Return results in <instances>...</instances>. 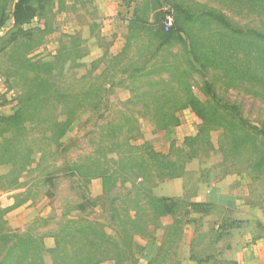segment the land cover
<instances>
[{"label":"rangeland","instance_id":"obj_1","mask_svg":"<svg viewBox=\"0 0 264 264\" xmlns=\"http://www.w3.org/2000/svg\"><path fill=\"white\" fill-rule=\"evenodd\" d=\"M238 1L30 0L34 16L20 29L14 26L13 17L18 0H0V13L5 16L0 30V117L13 116L27 99L25 94L43 92L71 100V106L59 111L74 117L61 144L48 152V129L33 122V118L28 119L29 138L23 143L16 142L10 129L0 124L1 249L13 244L12 240L5 244L1 237H12L17 232L43 238L46 247L53 248L61 224L85 216L111 233V217L135 208L133 202L143 195L141 188L154 193L172 182L161 181L154 172L147 177L141 168L132 174L121 171L127 166L120 165L119 151L109 152L105 137L111 129H133V137L138 138L133 144L139 147L134 150L137 159L143 155L144 142H151L156 152L168 157L166 163L174 166L176 179H183L188 189L185 199H179L173 219L155 218L145 202L142 207L150 216V225L135 235L132 261L123 257L118 264L184 263L179 241L189 189L195 179L193 171L201 173V180H206L208 174H213L215 180L241 177L249 194L247 200L257 207L264 230V137L254 130L264 129V84L254 77V64L248 65L249 69L241 66V62L247 65V60L255 57L246 59L239 50L232 56L216 46V59L209 56L205 61L207 73L203 74L193 62V35L209 41L218 31L214 25L200 32L195 29L199 27L193 26L196 12L222 11L237 28H264V20L246 14ZM178 16L184 25V38L188 39V52L178 44L160 51L156 39L149 35L158 30L170 33L172 29H166L168 19L175 23ZM254 38L251 36V40ZM196 49L206 57L205 50L197 45ZM209 50H213L211 45ZM125 65L131 70L124 69ZM261 65L257 71L262 70ZM182 81L189 84L204 108L197 111L179 100L184 89ZM104 89L105 101L94 107ZM85 95H91L90 100L75 108L73 98ZM157 103L164 113L175 112L179 121L168 130L169 140L163 133H156L151 123L150 115L158 114L154 111ZM239 116L247 126L237 122ZM134 121L140 124L139 134ZM107 166L114 172L102 179L101 172ZM48 172L57 177L54 186L38 184L28 192L17 188L32 184ZM139 175L145 178L142 182ZM128 177L131 180L127 182ZM19 201L26 202L11 209ZM217 215L212 213L209 218L205 226L208 232L200 233L203 241L217 237L212 229ZM206 247H199L203 253L198 258L207 255ZM44 258L51 264L48 256Z\"/></svg>","mask_w":264,"mask_h":264},{"label":"trees","instance_id":"obj_2","mask_svg":"<svg viewBox=\"0 0 264 264\" xmlns=\"http://www.w3.org/2000/svg\"><path fill=\"white\" fill-rule=\"evenodd\" d=\"M238 3L241 4L240 7L245 10L246 14L258 16L260 19L264 20V0H240ZM33 12L34 9L30 5V0H18L14 5V26L21 29L24 24L28 23L33 18ZM196 13L193 14V26L198 25L199 27L195 29H198L199 32L211 25L218 28V31H215L214 34L210 36L209 39L211 40L209 41L198 39V36L193 35V62L199 66L203 74L208 72L207 63H205L208 57L210 56L213 60L216 59L215 47L217 46L222 52L226 49L232 56H235V52L239 50L246 59L255 57L252 61L247 60V65L241 62V66L249 69L248 65L251 66L254 64V73L256 74L254 77H258L259 81L264 84V28H262V30L237 28L222 11L219 12L213 9L210 10L209 13ZM4 25L5 16L3 13H0V30ZM142 26L145 28V23H143ZM169 30H171V32L167 34L158 30L155 34H150L149 36L153 38V40L156 39L155 41L159 44L160 51L174 44H178L182 46L187 53L189 46L187 45L188 39L184 38L186 37L184 35L185 29L184 25H182V18L180 16H178L177 22H175ZM251 36L255 37L254 40H251ZM239 37L244 38V40H238L237 38ZM196 45L199 49L207 52L206 57L198 53ZM209 45L212 46V51L209 50ZM189 61L190 64H192L191 58ZM259 64H262L261 71L256 70ZM128 66L126 67L125 65L122 67L126 70H131L130 66ZM182 84L184 85L182 91L183 95L179 100L184 101V105L191 106L197 111L204 108V103L199 102L193 96L189 84L186 81H182ZM207 90L209 94L212 92L210 86ZM103 92L105 93V89L102 90V93ZM104 93L102 97L101 95H97V101L94 103V107H99L103 104V101H105V96L103 97ZM25 95L27 99L21 102V107L17 112L11 117H0V124L10 129L14 137H17L16 142L21 141L23 143L24 140L29 138L27 124L30 123L28 119L33 118V122H37L48 129L47 141L50 143L47 149L48 152L52 146L61 144L67 130L74 122V117L70 113L66 112L62 115V112L59 111L65 106H71L72 101L66 98L60 99L54 96V94L44 92L38 95H29V93ZM90 96L85 95V97L73 98L74 107H82V102H88ZM155 106H157V110L154 111H157L158 114L150 115L154 131L156 133H163V137L169 140L168 130L179 124L178 118L175 112L171 113L168 111L164 113L160 108V103L155 104ZM185 107L186 106H183V108ZM236 109H234L235 114L238 113ZM237 118V122L242 127L247 126V121L241 116ZM127 122L131 123V120H127ZM134 125L139 134V122L136 121ZM254 130L258 131L261 136L264 137V129L255 128ZM3 131L5 132L6 130L4 129ZM234 131H236V128ZM107 132V136L105 137L108 139L107 141L110 145L109 152L113 153L114 151H119V156H121L120 165L122 167L127 166L125 169H121V171L132 174L136 168H141L148 173L146 175L147 177L152 176L151 172H154L161 181L177 177L174 166L170 162L166 163L168 157L156 152L154 146L149 141L144 142L143 145L146 144L145 147L143 145L141 146L144 147V152L140 159L134 157V150L139 147L135 148L133 145L134 142L138 140L137 137H133V129H111ZM138 162L141 164H138ZM111 172H114V170L111 171V168L107 166V169L101 172L100 178H110L112 176ZM141 174L143 175V173ZM140 176L141 175L138 176V179L142 182L145 178ZM130 178H132L131 175ZM130 178H125V180L128 182L131 180ZM56 180V175L48 172L42 176L36 177L32 181V184H22L17 188L25 189L26 192H28L34 188V185L38 187V184H52L54 186V181ZM78 180H81L80 177ZM139 192L143 195L140 200L133 202L136 203L135 208L132 210H125L124 215L116 212L115 215L111 217L113 221V228L110 229L111 233H109L107 228H103L100 223L92 221L88 217L86 219L85 216L78 219H69L67 222L61 224L58 233L54 236L55 245L53 248H47L43 238L40 239L31 234L17 232L12 237H10L11 235H6L1 237L2 242L6 244L8 240H12L13 244L7 245L2 249L0 248V264H47V260L44 258L45 256L49 257L51 264H102L107 261L117 263L121 261L123 257L132 261L135 257L133 253L135 235L142 233L143 230H147L150 225H148L150 222H147L150 216H148V213L146 214V210H144L142 206L147 205V207L151 209L153 216L157 219L165 217L173 219L177 216V209L179 207V202H181L177 199L158 198L154 196L149 189L141 188ZM25 202L26 201H19L11 209L18 208L25 204ZM83 209L84 208L81 207V210ZM207 209L208 206L205 204L187 203L184 212L186 220L184 221L183 227L189 223L188 218L191 212H207ZM114 210L116 211V209ZM126 249H128V251Z\"/></svg>","mask_w":264,"mask_h":264},{"label":"crops","instance_id":"obj_3","mask_svg":"<svg viewBox=\"0 0 264 264\" xmlns=\"http://www.w3.org/2000/svg\"><path fill=\"white\" fill-rule=\"evenodd\" d=\"M200 176V172L193 171L195 179L193 187L189 189L187 203L205 204L208 209L207 212H191L189 223L180 233L183 264H264L263 221L260 220L257 207L249 204V194L245 183L240 182L241 177L226 176L215 180L213 174H208L206 180H201L198 179ZM183 183V179L174 178L172 182L154 190L153 195L158 198L185 199L188 189ZM212 213H218L219 217L212 223L213 233L217 237H207L203 241L200 233L205 230L208 232L205 226ZM229 220L231 223H228ZM203 245L207 246V255L200 259L197 255L203 253L199 252V247Z\"/></svg>","mask_w":264,"mask_h":264},{"label":"built area","instance_id":"obj_4","mask_svg":"<svg viewBox=\"0 0 264 264\" xmlns=\"http://www.w3.org/2000/svg\"><path fill=\"white\" fill-rule=\"evenodd\" d=\"M172 25H173V20L169 18L166 24V29L169 30L172 27Z\"/></svg>","mask_w":264,"mask_h":264}]
</instances>
